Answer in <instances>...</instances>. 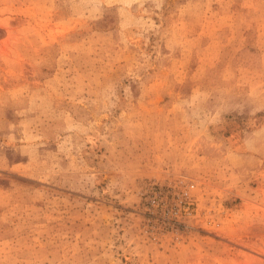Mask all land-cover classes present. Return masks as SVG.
Segmentation results:
<instances>
[{
  "label": "rangeland",
  "instance_id": "obj_1",
  "mask_svg": "<svg viewBox=\"0 0 264 264\" xmlns=\"http://www.w3.org/2000/svg\"><path fill=\"white\" fill-rule=\"evenodd\" d=\"M0 264H264V0H0Z\"/></svg>",
  "mask_w": 264,
  "mask_h": 264
}]
</instances>
